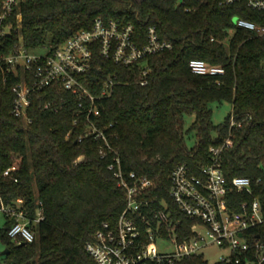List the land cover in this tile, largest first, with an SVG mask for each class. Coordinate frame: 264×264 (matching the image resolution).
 <instances>
[{
	"label": "trees",
	"instance_id": "1",
	"mask_svg": "<svg viewBox=\"0 0 264 264\" xmlns=\"http://www.w3.org/2000/svg\"><path fill=\"white\" fill-rule=\"evenodd\" d=\"M224 0H27L14 11L13 29L3 39L0 53L12 52L22 40L29 50L57 47L76 32L91 29L96 18L133 25V40L143 46L151 26L172 48L149 54L134 65H124L94 51L93 65L80 77L94 94L105 81H119L111 95L96 101L101 114L98 127L113 124L124 170L147 175L157 183L150 196L170 205L179 231L191 222L169 196L170 174L187 162L202 175L211 162V146L223 150L221 165L228 178H251L254 194L264 206V34L237 27L243 17L264 25V10L245 1ZM3 0H0V10ZM22 15L20 24L17 15ZM228 40V43H227ZM221 65V75L195 74L192 59ZM144 68L147 83H139ZM13 74H0V210L8 205L27 213L36 230L34 242L18 244L9 236L14 219L7 220L0 238L9 253L6 264H96L86 250L102 223L115 224L126 206V191L109 168L112 154L102 157L101 140L86 136L88 122L76 96L61 84H53L32 97L31 121L13 111ZM51 101L57 108L45 109ZM230 102L224 121H212V103ZM85 105H89L85 101ZM194 121L185 130V115ZM77 120V121H76ZM232 120L235 122L232 125ZM186 132H194L189 147ZM107 152H109L106 149ZM9 170L8 174L5 172ZM239 202L252 200L234 193ZM39 209L44 218L34 219ZM264 240V224L255 230ZM185 264H206L202 256Z\"/></svg>",
	"mask_w": 264,
	"mask_h": 264
},
{
	"label": "built area",
	"instance_id": "2",
	"mask_svg": "<svg viewBox=\"0 0 264 264\" xmlns=\"http://www.w3.org/2000/svg\"><path fill=\"white\" fill-rule=\"evenodd\" d=\"M27 0H3L0 10V49L3 39L12 32L9 23L16 8ZM245 1L253 9L264 10V0H224V3ZM22 15H17L20 24ZM237 27L264 34V25L252 20L237 17ZM134 27L121 26L116 20L105 22L96 18L91 29H83L57 47L44 45L45 53L27 49L22 40L7 54L0 53V74L4 80L13 74L17 82L13 86V113L31 121L28 108L34 94L53 84H61L71 91L83 108L88 122L86 136L93 135L102 141L100 154H112L109 168L114 172L119 187L126 191L127 202L115 224L105 221L86 244V250L96 264H185V260L195 256L203 257V250L209 246H219L226 254L217 264H264V240L255 231L264 224V206L255 196L251 178L234 176L228 178L222 168L223 150L231 146L233 140L227 138L220 146H211L212 160L201 166L202 175L191 171L187 162L179 163L170 174L169 196L181 213L191 222L189 230L179 231V221L173 215L170 205L164 198L150 196L157 183L147 175L124 170L122 159L110 137L117 138L113 124L100 128L95 118L101 111L96 101L112 94L116 77H109L100 94H94L80 78L93 65L94 51L115 62L134 65L149 54L172 48V44L162 40L154 26L149 28L148 40L139 46L133 40ZM190 69L195 74L221 75L225 68L203 59H192ZM149 70L144 68L139 83H147ZM85 101L89 105H85ZM45 109L57 108L47 101ZM77 121V120H76ZM235 122L232 120V125ZM106 149L109 151L107 152ZM9 170L5 172L8 174ZM234 193H247L252 200H243L239 210ZM9 219H14L9 236L18 244L34 242L36 230L30 225L27 213L11 205L2 208ZM44 218L39 209L35 222ZM171 242L174 247L162 249L157 242ZM204 259V258H203ZM0 264H6L0 261Z\"/></svg>",
	"mask_w": 264,
	"mask_h": 264
},
{
	"label": "rangeland",
	"instance_id": "3",
	"mask_svg": "<svg viewBox=\"0 0 264 264\" xmlns=\"http://www.w3.org/2000/svg\"><path fill=\"white\" fill-rule=\"evenodd\" d=\"M236 20V19H235ZM228 43V40H227ZM35 52L39 54L45 53V50L41 47L35 50ZM213 109L212 121L215 125L224 121L225 117L232 111V104L230 102H215L211 105ZM194 115L186 114L185 115V130H188L191 124L194 121ZM196 137L194 132L187 133L186 132V142L189 147H193L196 144ZM7 220V216L4 210H0V232L1 229L5 226ZM159 248H173L174 245L171 242H162L159 240L157 242ZM6 249V243L0 238V261H4V256L2 255V251ZM226 254V252L219 246L213 245L205 248L203 250V258L206 264H217L220 261V257Z\"/></svg>",
	"mask_w": 264,
	"mask_h": 264
},
{
	"label": "water",
	"instance_id": "4",
	"mask_svg": "<svg viewBox=\"0 0 264 264\" xmlns=\"http://www.w3.org/2000/svg\"><path fill=\"white\" fill-rule=\"evenodd\" d=\"M26 242H24V244H25ZM9 253V249L8 248H6L4 251H2V255H7Z\"/></svg>",
	"mask_w": 264,
	"mask_h": 264
}]
</instances>
